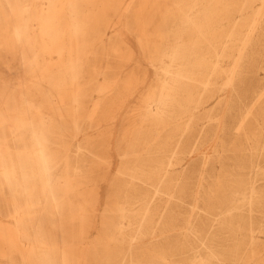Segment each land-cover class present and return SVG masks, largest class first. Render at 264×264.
<instances>
[{
  "label": "bare ground",
  "instance_id": "1",
  "mask_svg": "<svg viewBox=\"0 0 264 264\" xmlns=\"http://www.w3.org/2000/svg\"><path fill=\"white\" fill-rule=\"evenodd\" d=\"M0 67V264H264V0H0Z\"/></svg>",
  "mask_w": 264,
  "mask_h": 264
},
{
  "label": "rangeland",
  "instance_id": "2",
  "mask_svg": "<svg viewBox=\"0 0 264 264\" xmlns=\"http://www.w3.org/2000/svg\"><path fill=\"white\" fill-rule=\"evenodd\" d=\"M127 37L129 39V41L133 45H135L134 35L128 33ZM110 39L105 42V44H107V48H109ZM93 62H94L93 60H89V63H93ZM97 62L99 64V66H106L107 65L108 68H113V67H116L118 65L117 61L111 60V61L107 62V60H100V58L97 59ZM137 62L140 64L141 70L143 72H145V65L142 62V60L139 59V60H137ZM0 73L3 74L4 76L8 75L4 71V69H2L1 67H0ZM123 127H124L123 116H121L120 121L117 124H115V126H114V130H113L114 134L110 140V146L109 147L111 148V151L114 155V159H113V161H114L113 162V168L114 169L111 171V174H110L111 176L115 175L116 169L119 166V159L116 155H117L118 150L122 147L121 146L122 144L120 141V133H121ZM87 137L90 139L89 141H91V143H94L96 145L95 142L97 141V138L94 134L93 135L89 134ZM98 173L101 176L107 175L106 171L104 169L100 170ZM111 176H110V178H111ZM98 191H99V196L101 198V203H103L107 197H115V195H116L114 192L112 193L111 188H110L109 184L107 183V181H101L99 183Z\"/></svg>",
  "mask_w": 264,
  "mask_h": 264
}]
</instances>
